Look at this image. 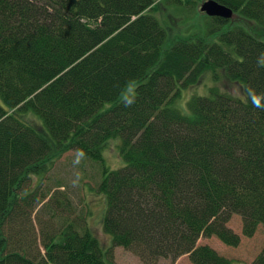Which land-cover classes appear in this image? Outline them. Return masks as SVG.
I'll return each mask as SVG.
<instances>
[{"label": "trees", "instance_id": "obj_1", "mask_svg": "<svg viewBox=\"0 0 264 264\" xmlns=\"http://www.w3.org/2000/svg\"><path fill=\"white\" fill-rule=\"evenodd\" d=\"M159 1L0 0V264H112L72 221L42 234L40 251L28 221L44 197L23 186L71 150L102 174L111 247L145 264L185 254L230 264L198 238L236 246L234 214L246 237L264 225V41L230 25L239 15L264 27V0H215L230 19L211 17L205 36L168 46L152 14ZM173 1L199 9L205 0ZM215 68L244 99L211 89L188 100L187 115L171 107ZM115 137L124 165L111 170L103 150ZM252 264H264V247Z\"/></svg>", "mask_w": 264, "mask_h": 264}, {"label": "rangeland", "instance_id": "obj_2", "mask_svg": "<svg viewBox=\"0 0 264 264\" xmlns=\"http://www.w3.org/2000/svg\"><path fill=\"white\" fill-rule=\"evenodd\" d=\"M152 14L166 31V46L176 39L205 36L207 26L212 20L211 17L201 12L198 6L197 8L190 5L185 6L175 3L173 0H160ZM230 25L243 27L251 35L264 41V27L249 19L235 15L231 19ZM207 39L212 41L214 37L208 35ZM211 89H217L219 92H225L237 98H245L239 86L231 82L222 69L215 68L214 71L204 72L199 82L181 88L180 95L173 101L171 107L187 115L189 114L188 100L194 95H211ZM131 90L132 87L127 89L122 96ZM23 118L31 126H42L39 117L33 116L31 113H27ZM103 159V165L107 169H118L124 165L120 154V137L112 138L106 143ZM101 175L99 169L92 167L90 162L82 158L76 151L71 150L62 154L42 179L32 176L31 181H27L23 190L35 191L37 193L35 202L44 197L43 202L29 212L30 219L28 220L33 227L38 248L43 251L40 245L42 234L57 232L59 228L72 221L77 225V228L90 230L99 241L103 253L110 250L111 258L109 256L108 258L112 264H145L131 250L120 246L111 247V236L102 228V219L106 209L105 197L96 190V182L101 178ZM226 225L240 237L236 246L225 245L215 236H201L198 238L197 244L210 246L218 254L228 258L231 261L230 264H252L264 247V225L259 224L250 237L244 236L241 232L240 216L232 215ZM107 264L109 263L107 262ZM150 264L192 263L185 254L174 261L160 258Z\"/></svg>", "mask_w": 264, "mask_h": 264}, {"label": "water", "instance_id": "obj_3", "mask_svg": "<svg viewBox=\"0 0 264 264\" xmlns=\"http://www.w3.org/2000/svg\"><path fill=\"white\" fill-rule=\"evenodd\" d=\"M199 10L210 17H219L223 19H230L233 15V11L215 0H205L200 6Z\"/></svg>", "mask_w": 264, "mask_h": 264}, {"label": "clouds", "instance_id": "obj_4", "mask_svg": "<svg viewBox=\"0 0 264 264\" xmlns=\"http://www.w3.org/2000/svg\"><path fill=\"white\" fill-rule=\"evenodd\" d=\"M262 63H264V61H261ZM135 102V97H124V103L125 106H131L133 103ZM254 103H257V106H259L258 101L254 100ZM83 155V153L81 152V156Z\"/></svg>", "mask_w": 264, "mask_h": 264}]
</instances>
